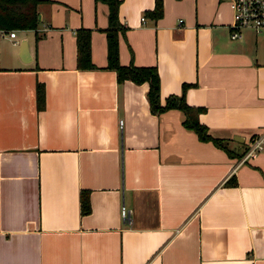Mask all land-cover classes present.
I'll return each instance as SVG.
<instances>
[{
  "label": "crops",
  "instance_id": "1",
  "mask_svg": "<svg viewBox=\"0 0 264 264\" xmlns=\"http://www.w3.org/2000/svg\"><path fill=\"white\" fill-rule=\"evenodd\" d=\"M161 5L154 19L153 0L119 1L118 61L154 66L161 103L187 84L185 102L231 155L179 110L151 113L146 83H117L104 2L40 0L34 31L0 30V264H264V150L240 162L264 129L263 42L230 39L224 0ZM83 27L94 68L79 70Z\"/></svg>",
  "mask_w": 264,
  "mask_h": 264
},
{
  "label": "trees",
  "instance_id": "2",
  "mask_svg": "<svg viewBox=\"0 0 264 264\" xmlns=\"http://www.w3.org/2000/svg\"><path fill=\"white\" fill-rule=\"evenodd\" d=\"M40 0H0V30L18 31V30H32L36 29L37 24V9L36 4ZM98 1V0H97ZM104 2L107 7L106 21L107 28L104 29L106 40V69L115 72L117 83L128 80L135 84L146 83L148 89L145 94L146 102L151 113L159 114L167 109H177L182 115V125L190 129L198 140L211 142L213 145L219 146L226 150L227 154L231 155L230 151L225 149L222 141L213 138L208 134L206 127L201 124L197 118L202 107H194L188 105L184 100V91L187 84H182L181 93L178 95L168 94L163 99L162 103L159 101V77L152 65L135 66L131 64L122 65L118 61L117 56V32H122L120 23L117 19L118 3L120 0H100ZM162 14L161 0H153V7L145 11V15L151 18H158ZM37 38L35 34L34 39ZM75 41V68L79 70L94 68L89 57V29L78 28L74 33ZM35 106L38 109L43 108L44 90L41 83H36L35 87ZM241 153L237 156H240ZM233 179L228 180V184L232 185ZM80 214H88L90 207L87 200V192L80 191Z\"/></svg>",
  "mask_w": 264,
  "mask_h": 264
},
{
  "label": "built area",
  "instance_id": "3",
  "mask_svg": "<svg viewBox=\"0 0 264 264\" xmlns=\"http://www.w3.org/2000/svg\"><path fill=\"white\" fill-rule=\"evenodd\" d=\"M231 9V23L228 36L230 39L240 37L244 29L250 30L255 34L264 31V0H224ZM139 20H144L143 16ZM3 31V30H2ZM4 32V31H3ZM9 38H13L15 31L6 32ZM245 152L241 156V161L253 157L257 152L264 150V129L263 133L250 138L247 141ZM126 211L123 205L120 207V216L125 219Z\"/></svg>",
  "mask_w": 264,
  "mask_h": 264
},
{
  "label": "rangeland",
  "instance_id": "4",
  "mask_svg": "<svg viewBox=\"0 0 264 264\" xmlns=\"http://www.w3.org/2000/svg\"><path fill=\"white\" fill-rule=\"evenodd\" d=\"M246 31V32H245ZM16 34H17V32H15ZM241 33H248V34H251V35H253V32H251L250 30H247V29H244V31H242ZM18 35V34H17ZM259 41H262L263 43V45H264V31L263 32H261L260 34H256V35H254ZM6 48V47H5Z\"/></svg>",
  "mask_w": 264,
  "mask_h": 264
},
{
  "label": "water",
  "instance_id": "5",
  "mask_svg": "<svg viewBox=\"0 0 264 264\" xmlns=\"http://www.w3.org/2000/svg\"><path fill=\"white\" fill-rule=\"evenodd\" d=\"M40 15L37 13V19H39ZM25 48H26V43L24 41L21 42L20 44V48H19V51H20V55H22L25 51ZM235 140H238V139H235ZM241 140H239L238 142H240Z\"/></svg>",
  "mask_w": 264,
  "mask_h": 264
}]
</instances>
